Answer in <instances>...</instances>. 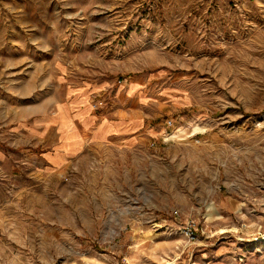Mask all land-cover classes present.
<instances>
[{
    "label": "rangeland",
    "instance_id": "1",
    "mask_svg": "<svg viewBox=\"0 0 264 264\" xmlns=\"http://www.w3.org/2000/svg\"><path fill=\"white\" fill-rule=\"evenodd\" d=\"M136 77L179 108L157 141L0 168V264H264V0H0L5 149L71 85L112 84L106 111Z\"/></svg>",
    "mask_w": 264,
    "mask_h": 264
},
{
    "label": "crops",
    "instance_id": "2",
    "mask_svg": "<svg viewBox=\"0 0 264 264\" xmlns=\"http://www.w3.org/2000/svg\"><path fill=\"white\" fill-rule=\"evenodd\" d=\"M112 86L71 85L66 98L51 112L16 125L11 131L15 148L7 150L0 144V168L9 167L12 172L18 157L28 152L38 156L49 168L57 169L93 146L125 152L142 150L157 141L166 129L163 118L178 111V106L170 108L161 103L157 95L162 94L153 89L150 81L136 77L115 88V103L109 110H98L97 95ZM26 140L30 146L22 147Z\"/></svg>",
    "mask_w": 264,
    "mask_h": 264
},
{
    "label": "bare ground",
    "instance_id": "3",
    "mask_svg": "<svg viewBox=\"0 0 264 264\" xmlns=\"http://www.w3.org/2000/svg\"><path fill=\"white\" fill-rule=\"evenodd\" d=\"M202 128L203 127H201L199 125H196L193 129H191V131H190L189 134L186 133V131L184 129H179L174 134L168 135V139H173V140L183 139V138H185V137H183V135H186L187 134V137L192 136V135L195 134V132L201 130ZM208 208H209V212L207 213V215L209 216V218H211V217H216L217 219L223 218V216L221 215L220 211L218 210V208L214 204L210 203V205H209Z\"/></svg>",
    "mask_w": 264,
    "mask_h": 264
},
{
    "label": "built area",
    "instance_id": "4",
    "mask_svg": "<svg viewBox=\"0 0 264 264\" xmlns=\"http://www.w3.org/2000/svg\"><path fill=\"white\" fill-rule=\"evenodd\" d=\"M173 122L172 121H168V125L172 126ZM176 214H179V211H175ZM192 220V219H190ZM183 232L186 235V237H188L189 241H195L197 239V225L195 221H189L187 222V225L183 228ZM197 233V235H196Z\"/></svg>",
    "mask_w": 264,
    "mask_h": 264
}]
</instances>
